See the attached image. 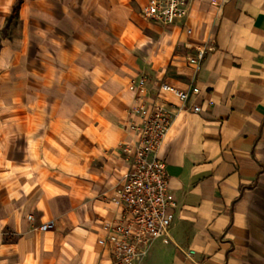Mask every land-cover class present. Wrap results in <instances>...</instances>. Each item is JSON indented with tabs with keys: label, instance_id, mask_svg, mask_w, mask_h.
<instances>
[{
	"label": "crops",
	"instance_id": "0c3cea01",
	"mask_svg": "<svg viewBox=\"0 0 264 264\" xmlns=\"http://www.w3.org/2000/svg\"><path fill=\"white\" fill-rule=\"evenodd\" d=\"M147 2L0 0V264H113L97 240L132 165L142 75L149 104L176 111L158 156L177 205L171 242L139 264H264V0H186L170 26ZM160 82L198 86L200 112Z\"/></svg>",
	"mask_w": 264,
	"mask_h": 264
},
{
	"label": "built area",
	"instance_id": "2783aa9c",
	"mask_svg": "<svg viewBox=\"0 0 264 264\" xmlns=\"http://www.w3.org/2000/svg\"><path fill=\"white\" fill-rule=\"evenodd\" d=\"M225 1L209 0L219 10ZM142 12L149 20L170 26L187 15L186 0H148ZM186 33L190 35L192 30L186 28ZM193 48L195 54L188 62L198 70L208 50L213 48V42L209 38ZM147 82V76L142 75L130 79L127 85L135 98L133 114L137 118L128 124L134 137V144L128 149L133 155L132 165L111 196L113 215L102 222L103 235L97 240L99 246L109 248L113 264H139L154 241L169 243L172 240L170 228L177 204L169 191L166 164L158 152L176 111L158 98L149 104ZM158 90L175 96L194 112L201 110L196 104L187 106L191 94H200L196 85L184 89L160 82ZM32 218V215L28 216V219ZM52 228L51 222L39 226L42 231ZM193 253L189 250L186 256L191 258Z\"/></svg>",
	"mask_w": 264,
	"mask_h": 264
}]
</instances>
